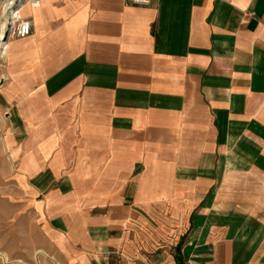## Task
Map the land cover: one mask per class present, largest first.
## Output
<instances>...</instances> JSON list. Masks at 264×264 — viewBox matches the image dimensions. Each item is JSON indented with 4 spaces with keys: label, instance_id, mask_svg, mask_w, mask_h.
<instances>
[{
    "label": "crops",
    "instance_id": "crops-1",
    "mask_svg": "<svg viewBox=\"0 0 264 264\" xmlns=\"http://www.w3.org/2000/svg\"><path fill=\"white\" fill-rule=\"evenodd\" d=\"M149 1L20 8L6 232L53 264H264V0Z\"/></svg>",
    "mask_w": 264,
    "mask_h": 264
},
{
    "label": "rangeland",
    "instance_id": "rangeland-1",
    "mask_svg": "<svg viewBox=\"0 0 264 264\" xmlns=\"http://www.w3.org/2000/svg\"><path fill=\"white\" fill-rule=\"evenodd\" d=\"M7 3L8 0H0V43L7 44L5 42V22L7 20ZM13 7L11 8V10ZM18 9V8H17ZM9 10V11H11ZM8 11V12H9ZM16 12V11H15ZM6 16V17H5ZM15 18V14L10 19V24ZM9 24V25H10ZM7 25V24H6ZM3 41V42H2ZM5 42V43H4ZM2 50V49H1ZM0 50V79L3 78L4 75V65H5V52ZM3 183H0V198L3 196L1 191L3 190ZM5 206L3 201L0 199V255H4L7 258V262H5L2 257H0V264H19L17 261H20V264H53L47 257L40 256L38 254L39 251L37 249L31 247V242H22L19 239V235L17 237H12V234L6 232L7 226H5L4 219ZM5 253H9V256H6ZM40 253V252H39ZM44 253V252H41Z\"/></svg>",
    "mask_w": 264,
    "mask_h": 264
},
{
    "label": "built area",
    "instance_id": "built-area-1",
    "mask_svg": "<svg viewBox=\"0 0 264 264\" xmlns=\"http://www.w3.org/2000/svg\"><path fill=\"white\" fill-rule=\"evenodd\" d=\"M128 3L140 6H147L150 4L149 0H126ZM21 2V0H19ZM33 6L38 4V0H26ZM20 8L15 12V18H13L5 36L7 35V42L12 39H24L32 33V21L30 19L22 18L19 14ZM250 16H254V13H248Z\"/></svg>",
    "mask_w": 264,
    "mask_h": 264
},
{
    "label": "bare ground",
    "instance_id": "bare-ground-1",
    "mask_svg": "<svg viewBox=\"0 0 264 264\" xmlns=\"http://www.w3.org/2000/svg\"><path fill=\"white\" fill-rule=\"evenodd\" d=\"M8 2L9 3H12L13 4V9L11 10V11H9L8 12V16H7V20H6V22H5V33H4V37H5V34H6V32H7V30H8V28H9V24H10V19H12V16L15 14V11L17 10V8L19 9V0H8ZM23 6V5H22ZM21 6V7H22ZM6 17V16H5ZM7 24V25H6ZM3 42V41H2ZM5 43V42H4ZM6 47H7V44L5 45V44H3V43H0V50L1 51H3V52H5L6 51ZM5 55V54H4ZM39 255H46L45 253H39ZM0 257H2V259L5 261V262H7V258L4 256V255H0ZM19 264L21 263L20 261H17Z\"/></svg>",
    "mask_w": 264,
    "mask_h": 264
},
{
    "label": "water",
    "instance_id": "water-1",
    "mask_svg": "<svg viewBox=\"0 0 264 264\" xmlns=\"http://www.w3.org/2000/svg\"><path fill=\"white\" fill-rule=\"evenodd\" d=\"M26 2V0H21V2H19V7L22 6L24 3ZM7 35L5 36V42H7Z\"/></svg>",
    "mask_w": 264,
    "mask_h": 264
}]
</instances>
